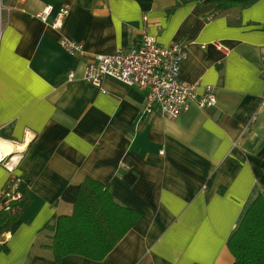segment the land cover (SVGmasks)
<instances>
[{"label":"crops","instance_id":"0c3cea01","mask_svg":"<svg viewBox=\"0 0 264 264\" xmlns=\"http://www.w3.org/2000/svg\"><path fill=\"white\" fill-rule=\"evenodd\" d=\"M180 1L0 0V132L11 135L0 140L14 146L0 163V197L15 177L32 196L19 228L0 235V264H234L229 240L264 193V0L217 16L215 2L173 10ZM47 6L44 22L36 14ZM144 31L187 45L180 77L199 93L212 86L216 106L147 115V90L111 77L98 88L60 43L110 54ZM87 177L140 218L103 260H57L52 226L74 211L60 192Z\"/></svg>","mask_w":264,"mask_h":264},{"label":"trees","instance_id":"16d2710c","mask_svg":"<svg viewBox=\"0 0 264 264\" xmlns=\"http://www.w3.org/2000/svg\"><path fill=\"white\" fill-rule=\"evenodd\" d=\"M209 1L216 3L213 16H217L231 8L244 6L250 0ZM186 2L181 0L173 10ZM0 136L11 138L6 131ZM14 190L20 193L17 199H11ZM31 200L28 181L15 177L6 184L0 197V235L7 231L14 233L19 228L22 213ZM59 200L72 203L74 211L71 215H61L52 226L54 234L50 248L57 260L71 254L103 260L134 227L141 214L117 203L109 185L92 177L85 178L80 184L66 185ZM228 246L235 258L234 264H264V193L254 200ZM2 251L7 252L8 247L0 244V253Z\"/></svg>","mask_w":264,"mask_h":264},{"label":"built area","instance_id":"2783aa9c","mask_svg":"<svg viewBox=\"0 0 264 264\" xmlns=\"http://www.w3.org/2000/svg\"><path fill=\"white\" fill-rule=\"evenodd\" d=\"M52 10V6H47L36 16L48 22ZM67 14L68 9L61 8L51 26L60 29ZM60 43L70 54L84 59V78L98 88L102 89L104 78L111 77L125 85L147 90L144 109L147 115L159 111L166 117L175 118L188 110L192 103H197L203 109L217 104L212 86H206L199 93L196 84L181 79V66L188 56L186 44L175 42L164 46L147 31H144L135 46L119 48L110 54L89 53L82 43L68 37H62ZM213 43L218 49L226 51L227 47L222 41ZM70 78H73V74ZM262 105L264 106V100ZM2 160L0 157V163ZM14 187L16 189L17 185ZM19 197V192L11 195V199Z\"/></svg>","mask_w":264,"mask_h":264},{"label":"bare ground","instance_id":"6f19581e","mask_svg":"<svg viewBox=\"0 0 264 264\" xmlns=\"http://www.w3.org/2000/svg\"><path fill=\"white\" fill-rule=\"evenodd\" d=\"M14 146L7 140H0V157L3 158L5 154H8L13 150Z\"/></svg>","mask_w":264,"mask_h":264},{"label":"rangeland","instance_id":"374dc122","mask_svg":"<svg viewBox=\"0 0 264 264\" xmlns=\"http://www.w3.org/2000/svg\"><path fill=\"white\" fill-rule=\"evenodd\" d=\"M0 134H1V132H0ZM8 160V159H7Z\"/></svg>","mask_w":264,"mask_h":264}]
</instances>
